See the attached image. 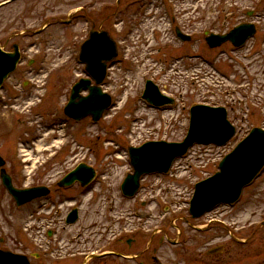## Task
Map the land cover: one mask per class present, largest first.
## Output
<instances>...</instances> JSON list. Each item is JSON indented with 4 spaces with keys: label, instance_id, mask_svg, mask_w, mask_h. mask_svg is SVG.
Returning <instances> with one entry per match:
<instances>
[{
    "label": "rangeland",
    "instance_id": "obj_1",
    "mask_svg": "<svg viewBox=\"0 0 264 264\" xmlns=\"http://www.w3.org/2000/svg\"><path fill=\"white\" fill-rule=\"evenodd\" d=\"M165 2L21 0L0 8V43L18 44L25 63L35 62L33 70L43 67L38 80L27 72L16 75L18 83L10 80L2 91L0 155L17 187L35 183L51 191L43 204L18 208L0 181V249L26 255L31 264H139L90 257L113 250L129 257L144 253V264H155L154 258L170 264H264V171L235 207L222 205L198 220L188 212L195 184L218 172L221 160L253 128L264 129V0ZM250 22L257 34L243 48L207 45L206 31L224 34ZM93 23L118 45L102 86L113 107L96 125L90 119L67 122L66 138L54 140L51 130L65 122L62 109L71 87L85 78L76 56ZM174 26L192 40L176 39ZM148 80L176 103L165 111L148 107L141 98ZM26 81L31 87L24 89ZM36 85H44L38 98ZM197 104L225 107L236 135L223 147L194 146L175 161L171 175L143 177L138 195L124 198L120 187L132 172L128 149L182 141L189 107ZM80 163L96 170L94 181L85 189H59L57 183ZM73 208H79V220L66 225ZM112 217L130 245L105 236ZM233 233L242 242L233 241Z\"/></svg>",
    "mask_w": 264,
    "mask_h": 264
},
{
    "label": "water",
    "instance_id": "obj_2",
    "mask_svg": "<svg viewBox=\"0 0 264 264\" xmlns=\"http://www.w3.org/2000/svg\"><path fill=\"white\" fill-rule=\"evenodd\" d=\"M255 34V25L242 24L226 35L210 34L206 42L211 48L220 47L226 42H231L235 47H242ZM178 36L183 41L190 39L179 32ZM116 56L117 47L109 33L92 31L90 38L82 46L80 59L86 65L89 76L95 81V86H91L90 80H82L73 88L71 100L65 109L69 117L78 121L91 117L98 122L103 113L111 107V97L104 93L100 86L107 75V64ZM18 58L17 52L12 55L4 54L0 50V86L15 69ZM83 89L89 90L87 97L80 96ZM143 99L156 107L173 102L162 96L152 82L147 83ZM235 132V128L227 119L226 109L208 106L194 107L191 113L189 133L182 143L152 142L138 149H130L134 173L124 181L123 193L127 197H133L138 191L141 176L151 173H167L173 161L184 156L194 144L224 146L235 135ZM3 165L4 161L0 158V166ZM263 168L264 129L254 128L249 136L221 161L218 173L196 185L190 202L191 216L197 219L221 204L237 202L243 188L249 185ZM94 176L95 171L82 164L66 176L60 182V186H70L76 181L86 186ZM1 179L18 205H23L49 193L45 188L15 189L11 178L4 170L1 171ZM76 219L77 210H74L69 215L67 223H74ZM0 264L30 263L24 256L0 251Z\"/></svg>",
    "mask_w": 264,
    "mask_h": 264
},
{
    "label": "flooded vegetation",
    "instance_id": "obj_3",
    "mask_svg": "<svg viewBox=\"0 0 264 264\" xmlns=\"http://www.w3.org/2000/svg\"><path fill=\"white\" fill-rule=\"evenodd\" d=\"M161 1H163V0H161ZM109 19V18H108ZM107 19V20H108ZM92 21H95V19H93ZM92 27H94L95 29H96V24L95 23H93L92 24ZM0 45H1V47L4 49V51L5 52H7V53H11V52H13V47L16 45V46H18V48H19V53H20V63H19V65L17 66V69H16V71L9 77V79L4 83V85H3V89L6 87V84L10 81V80H14V83L16 82V83H18V81H17V79H13L16 75H19V76H22L23 74L25 75L26 74V72H27V74H29L30 76H34V78H32V80H38L37 78L40 76V72H41V70L43 69V67H40V66H38L37 67V69H35V70H33L32 69V67H34V63L35 62H28V63H25L24 62V52L21 50V47L18 45V44H12V45H10V42L9 41H5V43H3V44H1L0 43ZM9 45H10V47H9ZM25 65H27V67H24ZM28 70V71H27ZM30 88L31 87V84H30V82L29 81H26V82H24L23 83V88L24 89H26V88ZM40 86H38V85H36V93L38 92V90H37V88H39ZM2 89V90H3ZM44 89V88H43ZM29 94V96H31L32 94H30V93H28ZM13 97H15V98H19V97H22V96H20V95H14ZM23 101V100H22ZM4 104H8V102H5ZM167 110V109H166ZM40 186H46V185H36L35 183H33V185H31L30 186V188H35V187H40ZM36 201H39V202H37V204H39V203H42V200L41 199H39V200H36ZM35 201V202H36ZM43 204V203H42ZM143 216L144 214H138V216H137V214H136V217H139V216ZM120 217H122L123 219H126L127 218V216H125V215H121ZM43 219V218H42ZM120 219V218H119ZM139 219H140V217H139ZM127 220V219H126ZM37 221V220H36ZM110 222H112V224H111V226H110V224L108 225V226H110V227H108V229H105V236L107 235H110L111 237H114V238H116L115 239V243H116V245H118V246H124V244L125 245H130L131 244V241H129V240H127L125 243H124V240H123V237H122V235H121V232H123V231H120L121 230V228H118V227H116L115 228V226H114V224H113V217H112V219H111V221ZM117 222L119 223V224H121L122 223V221H114V223H116L117 224ZM116 230H119V233H117V231ZM240 231V230H239ZM39 232V231H38ZM137 234H139V233H137ZM233 235H234V237L232 238L233 239V241H235V242H242V239H240L239 237H237L234 233H233ZM135 239L136 238H134L133 240H132V242L134 243V241H135ZM117 246V247H118ZM124 251H119V250H113V251H105V252H103V253H101L100 255H96V254H91V256H92V258H95V259H93V260H99L100 261V263L103 261V260H105L106 258H111L110 256H114L116 259H120V260H123V261H128V260H133L134 262L135 261H138V263L139 264H144V262L143 261H140L141 259H142V256H143V254L144 253H140L139 255L137 254V255H133L132 257H129L128 255H124V253H123ZM154 260V259H153ZM155 261V260H154ZM97 263V262H96ZM113 263V261L112 260H105V264H112Z\"/></svg>",
    "mask_w": 264,
    "mask_h": 264
}]
</instances>
